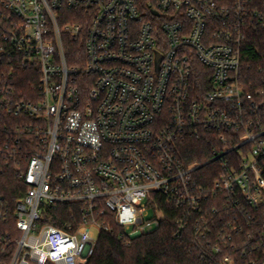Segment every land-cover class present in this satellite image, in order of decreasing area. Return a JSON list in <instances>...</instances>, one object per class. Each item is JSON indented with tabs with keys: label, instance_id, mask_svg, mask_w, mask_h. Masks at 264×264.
<instances>
[{
	"label": "built area",
	"instance_id": "obj_1",
	"mask_svg": "<svg viewBox=\"0 0 264 264\" xmlns=\"http://www.w3.org/2000/svg\"><path fill=\"white\" fill-rule=\"evenodd\" d=\"M257 25L264 0H0V66L36 68L40 95L0 99L37 122L20 237L0 264H86L111 222L147 235L165 209L181 230L216 234L221 264H264V79L249 86L242 73ZM201 137L214 145L210 186L181 149ZM70 205L75 224H43Z\"/></svg>",
	"mask_w": 264,
	"mask_h": 264
},
{
	"label": "trees",
	"instance_id": "obj_2",
	"mask_svg": "<svg viewBox=\"0 0 264 264\" xmlns=\"http://www.w3.org/2000/svg\"><path fill=\"white\" fill-rule=\"evenodd\" d=\"M243 58L245 65L242 73L247 84L251 86L264 79L261 72L264 68V29L258 25L252 29ZM38 85L39 72L36 68L22 67L21 58L3 59L0 66V99L9 97L14 102H35L40 96ZM36 126L35 119L15 117L0 106V198L7 214V220L0 219V240H5V245L0 248V256L6 263L13 256L15 242L20 237L14 211L27 190L20 174L27 171L36 151ZM181 147L186 154L187 165L202 166L211 160L214 145L201 137L187 139ZM216 165V162L210 163L200 169V184L210 186L214 183L215 177H210V171ZM159 201L165 202L163 199ZM217 207L223 219L220 216L214 219L215 233L224 222V215H227L222 205L218 204ZM179 215L175 209H165L161 227L151 234L138 237H131L127 231L111 222L110 230L101 232L95 253L86 264H221L223 256L230 253L224 250L223 255L216 254L215 248L219 246L216 234L204 231L205 224L201 226L200 233L192 223L181 230L176 223ZM208 216L211 219L210 214ZM79 217L80 208L77 205L52 208L45 212L43 224L63 229L68 224H75ZM233 255L235 259L240 257L239 253Z\"/></svg>",
	"mask_w": 264,
	"mask_h": 264
}]
</instances>
